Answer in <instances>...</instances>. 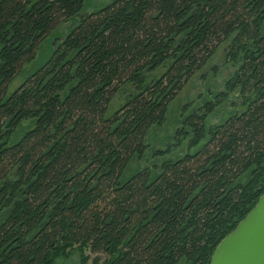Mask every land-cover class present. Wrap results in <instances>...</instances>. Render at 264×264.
<instances>
[{"label":"trees","instance_id":"obj_1","mask_svg":"<svg viewBox=\"0 0 264 264\" xmlns=\"http://www.w3.org/2000/svg\"><path fill=\"white\" fill-rule=\"evenodd\" d=\"M92 1L0 0V264H210L264 191V0ZM223 43V89L152 150Z\"/></svg>","mask_w":264,"mask_h":264},{"label":"rangeland","instance_id":"obj_2","mask_svg":"<svg viewBox=\"0 0 264 264\" xmlns=\"http://www.w3.org/2000/svg\"><path fill=\"white\" fill-rule=\"evenodd\" d=\"M99 1L93 0L91 7L87 9L90 11L93 6H96ZM65 23L60 28L61 30L68 25ZM65 30V29H64ZM225 44L219 46L212 59L196 73L192 79L183 87L181 92L170 104L166 122L158 128L152 129L148 135V142L152 147V150L164 149L165 144L171 141V137L174 134V130L178 126L180 117L188 114L190 110H193L195 106L201 105L206 100H212L215 93L220 92L223 89L224 81L232 72V66L225 64ZM22 82V76L17 77L11 84V90L16 88ZM131 90L130 86L123 87L111 100L108 108V114H111L115 109L122 105L126 99L127 94ZM189 105V109L184 111V106ZM194 107V108H193ZM183 109V111H182ZM224 118V114L217 113L211 117V121L218 122ZM149 156H146L145 160H134L130 163L127 173H131L138 168L148 165ZM78 254L73 253L68 259H57V264H77Z\"/></svg>","mask_w":264,"mask_h":264},{"label":"water","instance_id":"obj_3","mask_svg":"<svg viewBox=\"0 0 264 264\" xmlns=\"http://www.w3.org/2000/svg\"><path fill=\"white\" fill-rule=\"evenodd\" d=\"M210 264H264V191L216 245Z\"/></svg>","mask_w":264,"mask_h":264}]
</instances>
